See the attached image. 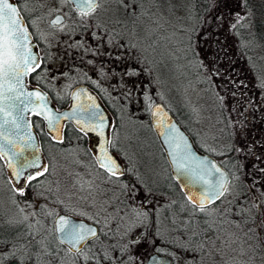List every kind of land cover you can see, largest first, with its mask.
Returning <instances> with one entry per match:
<instances>
[{"label": "rangeland", "instance_id": "374dc122", "mask_svg": "<svg viewBox=\"0 0 264 264\" xmlns=\"http://www.w3.org/2000/svg\"><path fill=\"white\" fill-rule=\"evenodd\" d=\"M41 1L45 10L53 8H60L66 12L68 10L65 8L64 0ZM104 1L101 0L98 12L84 15L79 23L84 25L86 33L84 37L88 38L86 41L94 44L96 34L99 37L95 53L82 57L85 71L91 74L99 72L102 65L99 60L103 56L110 62L117 57L121 67L117 82L121 87L122 98L107 100L111 110L118 117V125L115 124L113 132L111 130L112 146L116 145L130 152L132 160L143 168L146 174L150 176L155 173L158 176L164 174L162 164H157L159 158H155L154 140L147 120L150 103L160 100L175 114L195 143L217 154L236 144L240 147L241 162H246L243 146L249 143L256 154L255 163H261L258 156L264 150V51L255 47L258 45L254 38H251V46H255L250 47L248 51H238V45L242 43V35L264 34V0H246L245 3L242 0H213L215 14L211 21L201 26L200 31L199 29L196 31L198 40H195L190 48L186 47L183 39L188 36L194 20L187 19L186 9L178 7L183 6L179 1L170 2L164 7L163 3L155 5L152 0H144L147 11L130 20L132 16L130 12L134 11L135 2L128 5L125 0H119L122 6L119 23L117 21L114 23L117 18L114 14L118 10L114 9L109 0H106L108 1L106 4ZM141 5L143 7V4ZM235 21H238L240 27L232 31L230 26ZM75 27L79 26L65 24L59 31L67 33ZM102 28L111 34L115 31L116 40L112 36L109 40L111 37L107 36ZM51 32L45 30L42 34L43 38L45 37L42 38L43 47L47 51L39 70L42 78L49 83L53 94L57 96L65 93L71 84L70 81H73H68L63 75L67 59L69 60L71 55L74 58L81 56L77 52L74 55L68 51L72 47L68 37L64 35L63 38L60 36V39L56 40L53 38L55 34ZM89 43L85 47L89 48ZM56 58L59 59L54 60ZM96 59L98 60L95 62ZM79 63L77 58L74 64ZM131 66H134L132 70ZM108 91L113 93L115 88L109 87ZM218 97H222L226 112L219 106ZM230 123L234 128L238 124L241 125L240 136L236 137ZM65 141L57 146L45 139L42 155L46 161H52L54 165V162H57L59 192L61 190L63 195H68L73 183L83 175V160L87 157L78 150L77 145L73 146L74 151H68L69 144L63 145ZM229 165L234 171V165L231 163ZM233 191V184L230 183L223 198ZM187 210L194 212L193 207H188ZM0 213L14 222L25 219V214L8 197L1 176V166ZM190 217L186 215V254L176 259L174 264H214L212 261H215L216 246L207 241L201 243L199 248L197 241L191 238L195 228L194 220ZM223 224H227V227L237 234L234 222L221 221L218 218L217 225H220V230ZM39 226L40 229L38 226L35 228L41 232L42 226L40 224ZM224 233L225 230H222L221 235H225ZM224 237L226 236L221 238ZM221 238L219 237L220 241ZM220 241L217 260L219 264H224L225 258L221 256L227 249L229 253L230 245L228 242L225 246ZM33 244L36 249L32 247L18 249L22 256L9 257H14L17 264L19 262L74 264L73 259L68 256L56 261L47 255L46 262L41 260L38 262L35 255L39 249L44 248L45 240L35 236ZM0 248L2 250V246ZM251 250L250 248L249 252ZM6 260V256L0 258V264H4ZM259 261H256V264Z\"/></svg>", "mask_w": 264, "mask_h": 264}, {"label": "flooded vegetation", "instance_id": "af4514ba", "mask_svg": "<svg viewBox=\"0 0 264 264\" xmlns=\"http://www.w3.org/2000/svg\"><path fill=\"white\" fill-rule=\"evenodd\" d=\"M12 1L35 42L38 57L36 65L40 62V53L47 51L43 47L44 43L42 41V34L45 30L52 31L51 34H55L53 38L56 40L60 39V36L62 38L64 35L68 37L73 47L70 49L71 54L74 53L75 55L76 51L81 56L77 57L80 63L76 65L74 64L77 60L76 57L75 59L71 55V58L67 59L63 68V75L67 77L68 81L74 78L77 81H70L71 84L68 90L62 95L55 96L53 94L47 80L42 78L41 71L38 68L40 63L31 73L33 80L29 81L26 77L27 84L44 89L50 98L53 96L59 101L64 100L65 104L62 106L68 103L72 86L78 83L85 84L95 94L105 110L108 111L107 140L112 142V132L115 124L118 125V117L110 106L107 107L105 103L109 104L107 101L109 99L121 100L122 98L121 87L117 82L121 68L117 57H114V60L110 62L107 57L103 56L99 60L102 62L99 72L91 74L85 71L82 57L90 55L88 49L91 50V53H95L99 37L95 33V42L91 44L86 41L88 38L84 37L86 33L83 29L75 27L67 33L59 31L61 26L65 24L78 25L84 16L69 0H64L65 8L68 9L67 12L60 8L45 10L41 0ZM109 1L114 9L118 10L114 14L115 18L117 17L114 23L116 21L119 23V13L122 10L121 3L117 0ZM100 2L101 0H96V4H100ZM107 2L105 0L104 4ZM135 4L134 11L136 13L140 5L137 1ZM99 9V7H96L92 14L98 12ZM57 12L62 14V21L59 24L49 23L51 16ZM135 17L131 16L130 20ZM102 29L107 36H112L116 40L117 33L115 31L111 34V32L105 31V28ZM41 30H43L42 34L40 33ZM104 33L103 35H105ZM36 40H39L38 44ZM88 43L93 47H85ZM80 44L83 46L79 47ZM86 77H89L91 84L83 81L82 78ZM38 83H41V85ZM112 86L115 88L113 93L108 91V88ZM62 106L56 107L60 108ZM147 120L149 131L154 140L155 158L160 160H157V164H162L165 169L164 174L161 176L156 173L152 176L146 174L144 169L132 160L130 152L119 146H112V144L108 145L107 148L117 158L120 168L116 175L110 174L100 167L94 156L95 136L84 130L82 131L79 126L68 120L63 121L61 138L54 140L55 145L60 146L66 140L63 145L69 144L68 151H74L73 146L77 145L78 150L87 157L83 160V175L79 176V180L73 183L68 195L65 192H63L65 194L63 195L61 190L59 192L57 182L59 167L57 162H54V165L52 161L49 162L44 159L42 167L29 170V174L34 175L36 178L21 183L22 178L17 182L13 181L4 166L3 159L0 157L1 176L6 185L8 197L25 214V221L14 222L4 216L3 213H0V247L2 246L0 258L6 256V263L10 259H15L9 257L10 255L22 256L18 253V249L29 247L36 249L33 243L35 242V236H37L45 240L44 248L39 249L35 255L38 262L40 260L46 262V256L49 255L56 261H59L63 256L71 257L74 264H85L86 262L94 264H144L147 256L152 252H156L168 255L170 264H174L176 259L181 258L187 251L186 215H188L194 220L195 231L191 238L197 241L199 248L201 243L207 241H211L216 246L215 261H212V263L219 264L217 260L220 253L218 249L219 237L226 236L221 238L222 241H220L225 246L228 242L230 245L229 253L227 249L221 256L225 258L224 264H256L258 260H260L257 262L258 264H264V150L258 156L261 163L256 164V154L251 149L252 144L247 143L244 145L243 152L246 162H243L242 174L239 175L237 171L232 170L233 175H230V171L223 166L215 153L195 143L190 133L179 123L190 136L197 150L209 154L223 166L228 175L226 190L230 183L233 184V192L223 198L226 192L224 191V194L218 199L204 204V209L201 211L196 204L185 198L179 185L172 177L163 148L150 126L148 113ZM41 124L43 126L42 119ZM35 133L37 135L36 130ZM231 162L229 161V164ZM255 171H257L256 174ZM37 172H41L42 175H37ZM20 190L23 191V194ZM188 207H193L194 212H189ZM59 213L68 214L73 218L91 224L96 235H90L81 245L75 248L66 246L57 239L55 233V218ZM218 218L221 221L234 222L237 226V234H234L233 230L227 227V224H223L221 229L225 230V235H221L222 230L219 229L220 225H217ZM21 222L22 224H19ZM39 224L42 226L41 232H38L40 229ZM36 226H38V230L35 228ZM206 233L208 236H206ZM250 248L252 250L249 252ZM24 256L26 257V254ZM29 258L32 257L29 256ZM15 261L17 264L16 259ZM199 262H201L200 259Z\"/></svg>", "mask_w": 264, "mask_h": 264}, {"label": "water", "instance_id": "95a60500", "mask_svg": "<svg viewBox=\"0 0 264 264\" xmlns=\"http://www.w3.org/2000/svg\"><path fill=\"white\" fill-rule=\"evenodd\" d=\"M69 1L71 2V0ZM10 2L14 4L12 0ZM72 4L77 10H80L77 4ZM20 18L22 19L21 15ZM57 18L62 21V14L58 12L53 14L49 19V23H53ZM22 27L28 34L26 41L27 48L31 50L36 60L28 64L27 67L21 64L14 72L9 73L7 78L0 79V157L3 159L4 166L8 170L9 175L15 182L20 179L17 178L15 172L23 164L32 160H38L40 167L43 166L44 157L29 115H38L42 119L44 130L53 140L61 138L62 123L66 120L72 121L81 129L83 128L84 131L93 134L96 138V143L94 144V156L96 160L100 154L101 144L107 140L108 125V111L105 110L95 94L85 84L78 83L72 86L69 92L68 103L60 108L54 105L44 89L27 84L26 77L28 71L33 65H36L38 57L35 42L31 38L24 21ZM17 75L19 76L18 83L16 80ZM100 117L103 118L104 123L102 136L97 135L96 132L87 131V125L97 123ZM148 119L163 148L170 173L179 185L185 198L191 203L195 201L196 204H199L201 200L204 201V204L208 203L204 195L205 186L198 179L200 171L196 166L201 163L204 165H216L219 173L207 176L206 179L214 181L222 173L224 180L227 182L228 175L223 166L209 154L201 152L194 147L190 136L160 100H154L150 103ZM107 151L117 162V158L108 148ZM118 166L120 168L119 164ZM31 169L34 168L26 169L25 175H28ZM61 218H65L69 222V226L84 225L94 229L91 224L81 219L59 213L55 218L56 237L61 243L70 248L81 245L85 240L76 244L75 247L67 243L64 233L59 230ZM4 264H16V261L15 259H10ZM85 264L94 263L86 262ZM144 264H170V257L165 254L152 252L147 256Z\"/></svg>", "mask_w": 264, "mask_h": 264}, {"label": "snow or ice", "instance_id": "6c2138e0", "mask_svg": "<svg viewBox=\"0 0 264 264\" xmlns=\"http://www.w3.org/2000/svg\"><path fill=\"white\" fill-rule=\"evenodd\" d=\"M72 3L78 5L82 15H89L94 12L97 4L96 0H71ZM60 19L57 18L53 24H59ZM23 21L20 18V14L17 8L10 0H0V79L8 77L9 73L14 72L19 68L21 64L27 67L28 64L36 60V57L32 55L31 50L27 48V31L22 27ZM27 49V50H26ZM38 65H33L36 67ZM26 74V73H25ZM17 83L19 82V76H16ZM41 99H43L41 97ZM103 118L100 117L99 121L95 124H88L87 131L96 132L97 135H103ZM84 129L82 128V131ZM111 144L110 140H105L100 146V154L97 156V163L100 167L104 168L112 175H116L119 172V166L117 162L108 154L107 146ZM28 168L39 169L40 164L38 160H32L23 164L15 172L17 178H23L21 183L35 179L34 175H25V170ZM197 169L200 171L198 177L199 181L205 186L204 195L209 203L218 199L226 191V181L221 173L214 181L206 179L207 176H213L215 173H219V169L214 164L204 165L197 164ZM46 170V169H45ZM195 171V170H194ZM37 175H42L41 172H37ZM21 194H23V191ZM191 200V197H190ZM196 204L195 201H192ZM197 207L203 211L204 201L201 200ZM61 227L59 230L64 233L65 241L75 247L76 244L85 240L88 235L95 236L96 232L92 228H88L84 225L69 226V222L65 218L60 219ZM87 259V257H85Z\"/></svg>", "mask_w": 264, "mask_h": 264}, {"label": "trees", "instance_id": "16d2710c", "mask_svg": "<svg viewBox=\"0 0 264 264\" xmlns=\"http://www.w3.org/2000/svg\"><path fill=\"white\" fill-rule=\"evenodd\" d=\"M117 1H119V0H117ZM125 1L128 3V5H131L132 2H136V1L139 2L140 7L142 6L141 4H143V7L137 8L136 13H135V11L130 12L133 17L139 16V14H141L142 12L145 13L147 11V9H148L147 7L144 6V4H145L144 0H142V3H141V0H125ZM173 1H179L181 3V5L183 4V6L179 5L178 7L186 9L185 13H186L187 19H189V20L193 19L194 20L192 22V27H191V29L188 32V36L184 37V39H183V42H185L186 47L190 48V47H192V44L194 43V41L198 40V38H197L198 36H196L197 35L196 31L198 29L200 31L201 26H203L207 22L211 21L212 17L215 14L214 11H216V9H214V7L212 5V1L213 0H161V1L152 0L153 4L155 3V5L157 3H163V4L166 5L167 3H170V2L173 3ZM242 1L244 2L246 0H242ZM253 1H256V0H253ZM258 1H261V0H258ZM99 6L100 5L97 4V7H99ZM78 26H79L78 27L79 29H83L84 30V25L82 23L78 24ZM230 27H231L232 31H234L235 28H238L240 26L238 25V21H235L234 24H232ZM251 38L255 39L254 42L256 41V44L258 46H255V45L251 46V44H252ZM36 41H37V44H38L39 40H36ZM82 46L83 45H81V44L79 45V47H82ZM253 46L258 47V49H260L261 51L262 50L264 51V34H262V33H256V34L251 33V34L242 35V43H239L238 51H240V52L248 51V49L250 47H253ZM92 47L93 46H91L89 44V48H92ZM72 48L73 47H71L70 49H72ZM68 51H70V50H68ZM88 52L91 54V50L89 51V49H88ZM70 53H71V51H70ZM45 55L46 54L44 52L40 53V62H39L40 65L43 62L44 58L46 57ZM133 67L134 66H131L130 69L132 70ZM36 68H37V66L36 67H32L30 69V71L28 72L27 79L29 81L33 80L31 73ZM38 68H39V66H38ZM82 79H83V81L87 82L88 84H91V81H90L89 77L82 78ZM73 81H76V79H73ZM38 84L41 85V83H38ZM48 91L50 92L49 89H48ZM221 98L222 97H218V99H219L218 100V104H219V106L221 108H223L225 110V107H224L225 104L221 101ZM50 99L55 104V106L59 107V106H62V105L65 104L64 100L59 101V100L55 99L53 96ZM105 104H106L107 107H109V105L107 103H105ZM225 112H226V110H225ZM173 116L175 117V114H173ZM29 117H30V120L33 123L34 129L37 132V137H38L41 149L45 146L44 145L45 139L48 140L51 143H54L55 141L53 139H51V137L43 129L40 117L38 115H34V114H31ZM176 119L178 120V118H176ZM39 121H40V124H39ZM240 127H241V125L238 124L234 128L232 126V124H231V128L233 129L236 137L241 135ZM239 148L240 147H238V145L236 146V144H232V145H230V148H228L225 152L220 153V154L215 153V156L218 157V159L221 160L223 166L228 171H230V175H233L232 174L233 172H231L232 171V169H231L232 167H230L229 161H232L231 163L234 165V167H235L234 170L237 171V174H239V175L242 174L243 162H241L240 157H239V155H240L239 154L240 153L239 152L240 151ZM225 156H226V158H225ZM18 264H21V263L19 262ZM34 264H36V263H34Z\"/></svg>", "mask_w": 264, "mask_h": 264}]
</instances>
